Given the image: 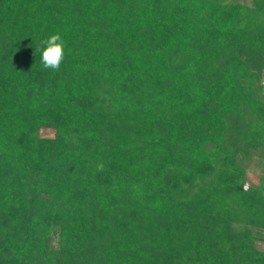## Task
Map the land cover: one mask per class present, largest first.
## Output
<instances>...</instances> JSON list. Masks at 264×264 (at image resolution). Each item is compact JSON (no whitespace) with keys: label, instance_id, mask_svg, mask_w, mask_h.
Returning <instances> with one entry per match:
<instances>
[{"label":"trees","instance_id":"obj_1","mask_svg":"<svg viewBox=\"0 0 264 264\" xmlns=\"http://www.w3.org/2000/svg\"><path fill=\"white\" fill-rule=\"evenodd\" d=\"M253 161L264 0H0V264H264Z\"/></svg>","mask_w":264,"mask_h":264},{"label":"clouds","instance_id":"obj_2","mask_svg":"<svg viewBox=\"0 0 264 264\" xmlns=\"http://www.w3.org/2000/svg\"><path fill=\"white\" fill-rule=\"evenodd\" d=\"M44 45L41 53V63L45 69L59 70L60 64L64 59L65 43L59 34L51 35L49 38L42 40ZM102 168V165L98 166Z\"/></svg>","mask_w":264,"mask_h":264},{"label":"rangeland","instance_id":"obj_3","mask_svg":"<svg viewBox=\"0 0 264 264\" xmlns=\"http://www.w3.org/2000/svg\"><path fill=\"white\" fill-rule=\"evenodd\" d=\"M239 2H246L247 0H238ZM39 135L42 137H51L53 135V131L50 129H42L39 132ZM264 175L263 170L261 169L259 163L253 161L249 163L246 167V185H257L259 183L260 177ZM261 249H264V243L259 244Z\"/></svg>","mask_w":264,"mask_h":264}]
</instances>
